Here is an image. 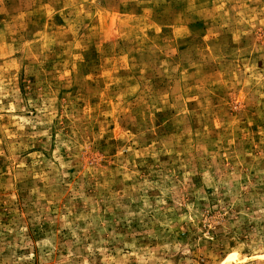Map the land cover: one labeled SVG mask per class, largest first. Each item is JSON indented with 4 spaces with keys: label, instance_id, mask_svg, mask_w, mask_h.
Instances as JSON below:
<instances>
[{
    "label": "rangeland",
    "instance_id": "rangeland-1",
    "mask_svg": "<svg viewBox=\"0 0 264 264\" xmlns=\"http://www.w3.org/2000/svg\"><path fill=\"white\" fill-rule=\"evenodd\" d=\"M0 264H264V0H0Z\"/></svg>",
    "mask_w": 264,
    "mask_h": 264
}]
</instances>
